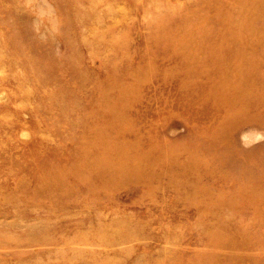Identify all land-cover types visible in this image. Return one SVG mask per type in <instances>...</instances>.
<instances>
[{"label": "rangeland", "instance_id": "obj_1", "mask_svg": "<svg viewBox=\"0 0 264 264\" xmlns=\"http://www.w3.org/2000/svg\"><path fill=\"white\" fill-rule=\"evenodd\" d=\"M0 161V264H264V0H0Z\"/></svg>", "mask_w": 264, "mask_h": 264}, {"label": "bare ground", "instance_id": "obj_2", "mask_svg": "<svg viewBox=\"0 0 264 264\" xmlns=\"http://www.w3.org/2000/svg\"><path fill=\"white\" fill-rule=\"evenodd\" d=\"M4 96H5V95H4ZM4 96H3V97H4ZM48 160H49V159H48ZM0 162L2 163V161H0ZM6 163H7V162H6ZM2 165H3V164H2Z\"/></svg>", "mask_w": 264, "mask_h": 264}]
</instances>
